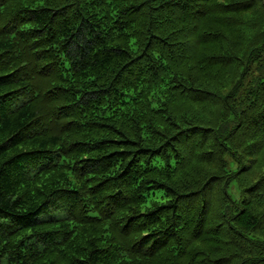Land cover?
<instances>
[{
    "label": "trees",
    "instance_id": "trees-1",
    "mask_svg": "<svg viewBox=\"0 0 264 264\" xmlns=\"http://www.w3.org/2000/svg\"><path fill=\"white\" fill-rule=\"evenodd\" d=\"M0 264H264V0H0Z\"/></svg>",
    "mask_w": 264,
    "mask_h": 264
},
{
    "label": "rangeland",
    "instance_id": "rangeland-1",
    "mask_svg": "<svg viewBox=\"0 0 264 264\" xmlns=\"http://www.w3.org/2000/svg\"><path fill=\"white\" fill-rule=\"evenodd\" d=\"M231 192H232V190H231Z\"/></svg>",
    "mask_w": 264,
    "mask_h": 264
}]
</instances>
